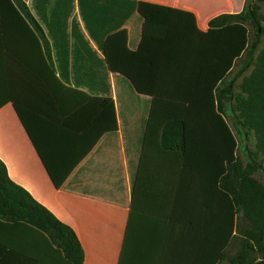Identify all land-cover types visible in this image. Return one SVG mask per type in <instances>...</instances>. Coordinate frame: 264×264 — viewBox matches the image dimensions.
I'll return each instance as SVG.
<instances>
[{
  "label": "crops",
  "instance_id": "1",
  "mask_svg": "<svg viewBox=\"0 0 264 264\" xmlns=\"http://www.w3.org/2000/svg\"><path fill=\"white\" fill-rule=\"evenodd\" d=\"M70 1L20 0V14L0 13V160L15 183L76 232L84 264H216L232 206L218 181L200 171L202 152L194 157L189 137L181 153L164 150L161 135L166 121L188 115L190 97L172 90L174 70L182 62L193 66L209 22L240 13L246 0H72L67 17ZM131 1L173 10L154 96L134 92L106 70L97 60L101 39L93 40L85 26L112 23L125 8L128 45L135 50L142 20ZM39 35L47 46L38 45ZM48 54L57 81L49 78ZM105 98L115 104L117 132ZM14 99L24 102L38 150ZM195 109V118L210 115ZM47 167L64 180L61 187ZM16 255L37 264H72L41 231L0 220V264H19Z\"/></svg>",
  "mask_w": 264,
  "mask_h": 264
},
{
  "label": "trees",
  "instance_id": "2",
  "mask_svg": "<svg viewBox=\"0 0 264 264\" xmlns=\"http://www.w3.org/2000/svg\"><path fill=\"white\" fill-rule=\"evenodd\" d=\"M19 2L0 0V13L13 10L20 14L16 7ZM72 7L71 0L67 17L72 15ZM131 7V11L136 8L142 20L141 41L135 50L128 45V31L124 28L128 11L125 8L115 12L112 23L85 21V26L93 40L101 39L99 47L103 58L98 57L97 60L104 64L106 70L119 74L134 92L154 96L173 10L140 1H131ZM23 12L29 13L24 8ZM22 20L25 21L23 16ZM204 35L206 39L199 60L191 62L193 66L180 63L178 66L184 67H177L175 75H172V90L190 97L188 115L165 122L161 146L164 150L185 153L186 138L189 137L194 157L197 158V151L202 152L198 161L200 171L218 181L219 191L232 206L233 215L227 207L224 248L216 264H264V183L256 178L258 173L264 175V48L260 49L264 36V0H246L240 13L213 18L209 22V31ZM66 39L70 41L69 36ZM80 40L89 45L83 35ZM42 41L47 46L45 37L36 36L38 45L41 46ZM5 55L8 59L9 52ZM38 59L37 53H33L34 65ZM46 60L44 56V62L50 61L47 63L49 78L57 81L51 54ZM50 87L56 92L55 86ZM11 101L38 150L24 114V102L18 99ZM103 102L112 104V132H117L115 104L109 98ZM196 107L208 110L210 115L195 118L192 113H196ZM239 135L244 137L245 144L241 143ZM252 135L256 141L254 148L249 144ZM199 143H202L200 150L196 147ZM47 168L55 186L61 187L64 180H59ZM0 220L22 222L36 228L63 252L70 263L84 264L86 254L76 232L15 183L2 160ZM16 257L19 264H37L21 256Z\"/></svg>",
  "mask_w": 264,
  "mask_h": 264
},
{
  "label": "rangeland",
  "instance_id": "3",
  "mask_svg": "<svg viewBox=\"0 0 264 264\" xmlns=\"http://www.w3.org/2000/svg\"><path fill=\"white\" fill-rule=\"evenodd\" d=\"M262 48H264V36H263V38H262V42H261V47H260V49H262ZM121 99V98H120ZM231 123H232V121H231ZM232 125H233V123H232ZM239 138H240V141H241V143H243V144H245L246 142L244 141V137L243 136H240L239 135ZM255 138H254V136L252 135L251 136V138H250V141H249V144H250V147L251 148H254V146H255ZM243 153V151H241V154ZM242 158H245V156L244 155H242ZM256 178L258 179V180H260L262 183H264V175H262L261 173H258V174H256Z\"/></svg>",
  "mask_w": 264,
  "mask_h": 264
}]
</instances>
